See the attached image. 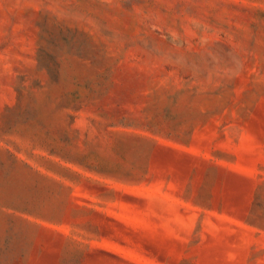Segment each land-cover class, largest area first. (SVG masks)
<instances>
[{
    "label": "rangeland",
    "instance_id": "rangeland-1",
    "mask_svg": "<svg viewBox=\"0 0 264 264\" xmlns=\"http://www.w3.org/2000/svg\"><path fill=\"white\" fill-rule=\"evenodd\" d=\"M0 264H264V0H0Z\"/></svg>",
    "mask_w": 264,
    "mask_h": 264
}]
</instances>
